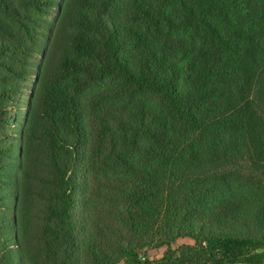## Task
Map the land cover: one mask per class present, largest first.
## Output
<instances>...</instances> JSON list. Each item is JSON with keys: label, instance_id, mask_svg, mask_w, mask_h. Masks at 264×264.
<instances>
[{"label": "trees", "instance_id": "1", "mask_svg": "<svg viewBox=\"0 0 264 264\" xmlns=\"http://www.w3.org/2000/svg\"><path fill=\"white\" fill-rule=\"evenodd\" d=\"M0 264H264V0H0Z\"/></svg>", "mask_w": 264, "mask_h": 264}, {"label": "rangeland", "instance_id": "2", "mask_svg": "<svg viewBox=\"0 0 264 264\" xmlns=\"http://www.w3.org/2000/svg\"><path fill=\"white\" fill-rule=\"evenodd\" d=\"M56 12V11H55ZM55 12L52 14V18L53 19L55 16ZM40 59L41 57L39 56H36V59H35V65L37 66L40 62ZM34 85H35V78L34 77H31L30 80L28 81L27 83V89L28 91L26 92V96L24 97V100H23V104L21 106V109L19 110V122L18 124H15L13 125V130L17 133V137L16 139L18 140L19 139V134H20V131H21V124L23 122V119H24V115L26 114L27 112V106H28V103H29V94H30V91L33 90L34 88ZM22 116V117H21ZM10 203L13 205V201L11 200ZM183 244H190V245H193L194 244V241L191 240V239H178L173 247L176 248L178 246H181ZM166 251V247L164 248H161V249H150L148 250V255L151 259H157V258H160L163 256V254L165 253Z\"/></svg>", "mask_w": 264, "mask_h": 264}]
</instances>
